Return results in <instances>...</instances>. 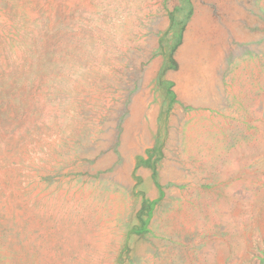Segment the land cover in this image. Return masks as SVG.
Listing matches in <instances>:
<instances>
[{"label":"rangeland","instance_id":"374dc122","mask_svg":"<svg viewBox=\"0 0 264 264\" xmlns=\"http://www.w3.org/2000/svg\"><path fill=\"white\" fill-rule=\"evenodd\" d=\"M0 264H264V0H0Z\"/></svg>","mask_w":264,"mask_h":264}]
</instances>
